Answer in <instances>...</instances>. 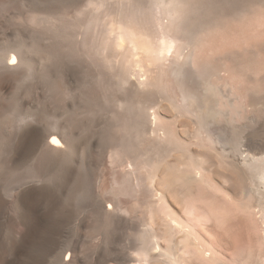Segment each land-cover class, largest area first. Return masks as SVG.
Here are the masks:
<instances>
[{"label": "rangeland", "instance_id": "rangeland-1", "mask_svg": "<svg viewBox=\"0 0 264 264\" xmlns=\"http://www.w3.org/2000/svg\"><path fill=\"white\" fill-rule=\"evenodd\" d=\"M90 1L93 0H0V57L6 59L9 52L22 44L29 46L37 42L42 46L54 44L56 49L59 47L54 59L45 60V58L42 59L43 55L39 52H28L27 56L31 61L27 67H25L26 64H23L25 65L23 67L22 64L20 66L16 63L17 65H13L14 69H12L13 67L2 69L0 64V264H59L69 257L68 253L72 250H75V257L72 260L68 258L69 261H67H71L70 264H130L137 234L144 227L147 189L141 186L142 192L140 189L132 190L133 184L136 182L134 178H138V173L133 172L127 181L128 184L124 183L126 188L120 187L124 182L125 173L132 171V165L127 162L115 161L111 163L110 161L114 144L111 139L107 138L109 137L108 125H110L112 115L118 109V100L121 101L126 96V90L121 86L118 88L117 79L119 78L117 76L119 72L117 71L119 69L116 67L119 63L113 57L115 60L113 59L114 63L112 64L116 66L104 67L105 60L103 61L102 58L105 56L102 57L99 52L97 54L96 47L99 38L93 41L91 39L98 34L101 35L102 26L99 25L94 31L89 32L92 38L88 37L87 33L85 34L86 31L81 28L96 12L102 16L104 14L113 15L117 8L120 6L122 8L126 2L107 0L104 6L97 11L92 8ZM60 8L65 12L62 13L63 15L60 13ZM48 11L50 13L57 11L56 13L63 22L62 26H66H64L65 29H62L61 26L59 32H55L48 23L40 22L39 18L37 19V21L39 20L38 24L32 22L35 20L32 19V16L38 14L36 16L42 17L48 14ZM67 11L70 13L68 14ZM64 14H68L70 17L68 15L65 17ZM71 21L73 22L71 23ZM74 21L82 26H75V28ZM221 29L222 27L215 29L216 31L213 30V34L211 35L210 32V35L207 34L208 39L203 40L204 49L199 57L201 61L220 57L229 48L232 49L231 47L258 42L260 38L264 40L263 31L251 33L245 37L244 33L239 32L240 28L233 26L232 29L230 28L233 35H229L226 39ZM84 40L89 41L90 44L92 42L94 44L95 41L97 46L93 47L92 45L93 48H91L90 44ZM94 50L96 54H94ZM110 55L112 56V52L106 54L107 58L111 59ZM262 57L264 59V54ZM229 65V69L227 66L228 70L221 71V75L223 77L230 76L234 81L242 80V70L233 66V63ZM115 72H117V76ZM161 81L159 83L161 82V85L164 86L166 93L173 94L174 89H170L172 85H170L169 77H165ZM223 82L224 78L219 84ZM120 89H123L124 93ZM262 91L259 93L260 105L264 103V88ZM155 95L154 98H156ZM157 99L158 101L155 102ZM157 99L152 98V101L158 103L156 105L161 115L168 120L166 123L171 122L172 118L177 139L191 147V152L194 154L206 158L208 160L205 159L206 162L210 164L205 163L207 174L209 173L208 175L213 178L216 184L223 185L222 187L231 199L239 200L242 195L244 184L242 180L244 179L230 165L221 162L214 150L200 147L193 137L196 124L192 122L191 118L185 114H179L180 116H176V118L175 114L166 106L167 103L164 102L166 100H159V97ZM247 100L249 103V99ZM247 107V110L245 109L234 122L220 116V123L215 128L217 132L222 131V134L229 136L236 130L234 126L236 123L239 128L242 127L240 129L245 128V136L242 141L247 140V147L252 148L258 142H264V107L260 109L249 105ZM173 118H176L174 119L176 121H173ZM252 118L254 121H251ZM33 131L46 135L50 133L59 136L67 135L72 143V148L69 149V153H71H63L65 156L60 153L53 157L42 155L41 158L40 148L34 146V142L30 139L23 140L25 134ZM49 141L50 138L47 137L46 142ZM18 144L24 146L21 148ZM60 147L63 148L61 145ZM242 147L244 149L246 146H241V150ZM31 152L33 155L30 154ZM180 155L179 151L172 155L174 157H169L167 163L176 168L173 170L170 168L171 172L166 171L169 168L166 163L160 166L155 188H159L158 190L162 188L177 214L181 218H185L187 217L186 206L195 202L201 191L197 183L183 180L180 183L181 180H179L180 182L171 184L172 187L169 185L171 188L169 191L165 186L166 190L163 188V184L170 182L172 172L175 173V176L172 175V177H179L181 170L178 166L183 165L182 163L180 165L182 162L180 161L182 155ZM13 156L16 157L14 160ZM30 160H32V166H30ZM167 174H171L170 177ZM181 175L182 173L180 178ZM166 179L167 183L166 181L160 182ZM30 187L42 190L45 195L35 196L28 200V204L31 205L28 213L25 211L24 213L29 216H26V219H21V217H25V214L21 209L16 208L19 212L15 208L13 209L12 206L15 207V205H10L12 203L10 199L18 196L16 195L18 191L23 193ZM120 189L123 192L119 191ZM183 192L186 194L183 195ZM217 199H215L216 202L218 201L215 206L216 208L218 206L219 212L214 210L216 211L215 215L207 216L205 215L207 208H202L204 212L198 211L199 216L194 223H199L200 227L195 225L196 231L203 236L202 238L208 240L209 244L212 242L210 246L216 251L219 250L218 253H221L224 260L226 259L225 264H228L227 261L229 262V259L234 256L233 253L236 249L246 247V245L253 247L257 240L261 236L263 237L264 231L260 224L259 213L248 215L235 209L230 199L226 197ZM116 206L127 208L128 214L122 210L119 212ZM32 207L34 209L30 213ZM107 209L112 210V213L115 210L114 215L112 214V217L114 216L112 223H107L104 220ZM254 210L256 212L257 208ZM38 213L41 215L39 216ZM30 215L32 216L30 217ZM217 217L219 219H216ZM22 220L25 221L23 223L25 225L22 224ZM205 225L212 235L207 234L201 228ZM22 234H26L28 237L24 239L25 235ZM213 235H215V239L212 237ZM234 238L238 239L235 241Z\"/></svg>", "mask_w": 264, "mask_h": 264}, {"label": "bare ground", "instance_id": "bare-ground-1", "mask_svg": "<svg viewBox=\"0 0 264 264\" xmlns=\"http://www.w3.org/2000/svg\"><path fill=\"white\" fill-rule=\"evenodd\" d=\"M106 1L93 0L90 2L93 6L92 8L98 11L104 6ZM116 1L118 2V0ZM122 1L126 2V5L121 8L120 5L122 3H119L120 5L118 6L120 7L117 6L115 14H104L102 16V14L96 12L87 20L83 27H81L82 24L75 23V21L73 26L81 27L86 31L85 34L87 33L86 35L91 38L92 36L89 32L94 31L99 25L102 26L101 35L99 36L97 32L99 37L96 36L93 37L95 39H91L93 41L99 38L98 46L95 41L94 44H92L93 42L90 44L86 40L87 44H90V47L92 45L93 47L97 46V54L100 53L102 57L105 56V58H102L103 61L105 60V63L102 61L105 64L104 67L116 66L112 64L116 59V62L119 63V65L116 63L119 66L116 67L119 69L118 71L114 67L119 72L118 76L117 72H115V75L119 78L117 79L119 87H117L120 88L121 86L126 90V96L122 95L124 99L118 100L117 111L115 112V109V113L112 112L114 114L112 119H110V125H108L109 137L107 138L111 139L114 144L110 155L111 163L121 161L132 165V167L130 166L132 171L125 173L124 182L119 186L123 187L128 184L127 181L133 172L138 173V178H134L136 182L133 184L132 190L140 189L141 191L143 187L147 189L148 198L145 201L144 227L137 234V241L135 240V249L131 254L130 264H195L194 262L199 264H225L226 259L224 260L221 253H218L219 250L216 251L210 246L212 242L209 244L208 240L202 238L203 236L196 231L195 227L199 223L197 222L198 224H196L194 221L199 216V210L204 212L202 208H207L205 215H215L216 211L214 210L218 209V206L217 208L215 206L218 201L216 202L215 199L226 197L231 200L238 211L241 210L248 215L259 213L261 221L259 223L264 231V142H258L252 148L247 147V140L242 141L245 136V128L240 129L242 127L239 128L236 123H233L236 130L230 133L229 136L222 134L220 130V132H217L215 128L220 123V116L234 122L248 108V105L255 109L264 107V103L260 105L259 101V93L263 92L264 88V59L262 57L264 54V40L260 38L261 41L250 44L245 43L244 46L237 45L236 47H231L232 49L229 48V50L224 48L227 51L224 50L225 53L215 59L201 61L199 57H201L200 53L204 49L203 40L208 35H212L213 30L220 27H222V34L226 36V39L229 35H233L230 30L233 26L240 28L239 32L241 34L244 33L245 37L251 33L264 32V0H119V2ZM60 10L61 15H63L62 13L65 12L61 8ZM56 12H49L42 17L36 16L38 15L36 14L34 17L32 16V19H35L32 22L37 23L40 20V22L48 23L55 32H59L63 22H61ZM38 18L39 20L37 21ZM64 26H62V29H65L66 26ZM93 34L95 36V33ZM58 48L56 49L54 44L42 46L37 44V42L29 46L22 44L9 52L6 59L5 57H0V64L2 69L11 68L16 63L20 66L21 64H26L23 67H27V64L31 61L27 56L28 52H39L43 55L42 59L45 58V60L54 59L57 56ZM109 52H112V56L110 55L112 60L107 58L108 55L106 56ZM30 63L32 64V62ZM232 63L233 66L242 70V80L235 79L236 81H234L230 76L223 77L221 75V71H225L227 66L229 69V64L232 65ZM109 69L111 70V68ZM133 76L135 77L133 78ZM165 77H169L171 81L170 85H172V88L170 89H174L173 94L166 93L164 86L161 85V80ZM223 78L224 82L219 84ZM159 81L161 82L159 83ZM123 89L120 90L122 91ZM122 92L124 93V91ZM154 95L156 98H154ZM151 96L153 99L159 97V100H166L164 101L167 103L166 106L175 114V117L185 114L191 118L192 122L196 124V131L193 133V137L200 147L214 150L221 162L230 165L245 180H242L244 184L239 200L231 199L222 187L223 185L219 186L216 184L213 178L208 175L209 173L207 174L205 163L208 164V162H206V158L205 160L204 157L194 154V152H191V147L177 139L172 118L171 122L166 123L168 120L164 119L156 105L158 103H155L158 99L153 102L154 100L152 101ZM148 98L151 99L149 100ZM247 99H249V103ZM176 118H173V121H176L174 120ZM251 121H254V119L252 118ZM55 133L46 135L38 131L28 132L23 140H32L34 142L33 145L40 148L41 158L42 155L53 157L60 153H69V149L71 150L72 148L71 140L65 134L59 136ZM47 137L50 138L49 142H46ZM20 141L22 142V139ZM19 144L18 146H20ZM21 146L23 147L24 145ZM241 146L246 147L244 149L242 147L241 150ZM206 149L205 151H208ZM179 151L182 155V160H180L182 162H178H180V165L181 163L183 164L181 167L178 166L182 173L181 178V173L178 175L179 177L177 178L179 179L177 180L174 177L175 173L172 172L173 177L171 174V177L167 174L170 177L169 183H167L169 178L168 181L167 179L160 181L162 178L159 181L162 183L166 181L167 184H163V188L165 186L168 191L169 185H173L179 180H181V182L179 181L180 183H182V180L197 183L201 191L198 193L196 201L186 206L187 217L185 218H181L177 214L162 188V191L158 190L159 188H155L156 179L159 178L158 171L160 166L166 163L167 167H169L166 171L171 172L170 168L172 170L176 169L174 168L175 166L169 165L167 162L170 156L174 155L175 152L179 153ZM214 156L216 155L214 154ZM208 159L210 158L208 157ZM10 161L12 160L10 159ZM31 161L28 162L31 163ZM32 164L29 165L32 166ZM212 165L214 164L212 163ZM124 188L126 187L124 186ZM165 188L164 190H166ZM121 189L119 191H122ZM176 189L178 190V187ZM18 193L16 194L18 196L10 199L13 204L9 202L11 203L10 205H15V207L12 206L13 209H21L23 214H25L24 211L28 213L31 205L28 204V200L35 196L45 195L42 190L36 187H30L23 193L20 192L19 194L22 193L21 195ZM184 194L186 193L183 192ZM31 201L33 202V200ZM133 206L135 207L136 204L134 203ZM255 208H257L256 212ZM30 209L31 213L34 207ZM116 209L119 212L124 211L128 214L127 208L123 209L116 206ZM17 211L19 212V210ZM38 211L40 210L38 209ZM113 213L110 209L106 210L104 220L107 223L114 221ZM32 214L34 215V213ZM38 214L39 216L41 215L40 213ZM26 216L25 214V217L23 216L21 219H26ZM35 217L37 216L35 215ZM218 217L216 219H219ZM22 221L23 224L25 221ZM201 228L207 234L212 235L207 225ZM29 231L28 233L31 232ZM22 235L25 236L23 237ZM22 235L24 239L28 237L26 234ZM254 245L253 247L246 245V247L236 249L233 253L234 256L231 259L228 258L229 262L227 261V263L264 264V234L263 237L261 236L257 240L255 247ZM68 255L69 260H72L75 257V250L70 251ZM68 258L59 264H70L71 261L68 262Z\"/></svg>", "mask_w": 264, "mask_h": 264}]
</instances>
